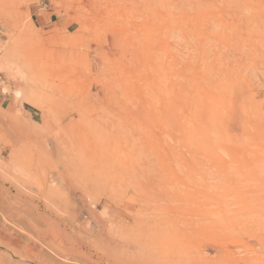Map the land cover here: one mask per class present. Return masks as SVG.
<instances>
[{
    "label": "rangeland",
    "instance_id": "rangeland-1",
    "mask_svg": "<svg viewBox=\"0 0 264 264\" xmlns=\"http://www.w3.org/2000/svg\"><path fill=\"white\" fill-rule=\"evenodd\" d=\"M0 191V264H264V0H0Z\"/></svg>",
    "mask_w": 264,
    "mask_h": 264
},
{
    "label": "bare ground",
    "instance_id": "bare-ground-1",
    "mask_svg": "<svg viewBox=\"0 0 264 264\" xmlns=\"http://www.w3.org/2000/svg\"><path fill=\"white\" fill-rule=\"evenodd\" d=\"M80 3H81V2H80ZM83 5H84V4H83ZM105 49H106V48H105ZM19 93H20V92H19ZM48 144H50V143H48ZM51 145H52V144H51ZM51 145H49V146L47 145L48 148H50ZM44 148H46V145H45ZM53 148H54V147H53ZM54 149H55V148H54ZM52 150H53V149H52ZM53 151H54V150H53ZM46 154H47V153H46ZM67 167H68V166H67ZM65 183H67V181H66ZM64 185H65V184H64ZM64 185H63V186H64ZM67 185H68V184H67ZM61 186H62V185H61ZM65 186H66V185H65ZM63 188H64V187H63ZM70 188H71V186H70ZM67 189H68V188H67ZM3 191H5V190L3 189ZM3 191H2V192L0 191V192L3 193ZM67 191H68V190H67ZM69 191H70V190H69ZM69 193H70V192H69ZM65 194H66V193H64V195H65ZM3 195H4V194H3ZM62 196H63V195H62ZM53 197H54V196H53ZM64 197L66 198V196H64ZM43 198H44V197H43ZM75 198H76V197H75ZM54 199H55V198H54ZM57 199H58V198H57ZM59 199L61 200L60 197H59ZM59 199L56 200V201H59ZM77 199H78V198H77ZM75 200H76V199H75ZM47 201H48V200H47ZM77 202H78V201H77ZM56 203H57V202H56ZM28 204H29V203H28ZM58 204H59V203H58ZM71 204H72V203H71ZM59 205H60V204H59ZM29 206H30V204H29ZM84 206H85V205H84ZM31 207H32V206H31ZM50 207H51V206H50ZM49 212H50V211H49ZM53 213H54V212H53ZM70 213H71V212H70ZM42 214H43V213H42ZM57 216H58V214H57ZM67 217H68V219H69V216H67ZM43 218H44V217H43ZM49 218H50V217H49ZM61 218H62V217H61ZM70 218H71V217H70ZM72 219H73V218H72ZM62 221H63V219H62ZM65 221H66V220H65ZM81 221H82V220H81ZM41 223H42V222H41ZM50 223H52V222H50ZM66 223H67V222H66ZM59 224H60V223H59ZM68 224H69V222H68ZM68 224H67V225H68ZM41 225H42V224H41ZM63 225H64V224H63ZM69 226H70V225H69ZM144 226H145V225H144ZM46 227H47V226H46ZM46 227H45V229H46ZM58 227H59V226H58ZM71 227H72V226H71ZM43 228H44V223H43ZM45 229H42V231H44ZM59 229H60V228H59ZM69 229H70V230H73V229H71V228H69ZM74 229H75V228H74ZM48 230H50V229H48ZM142 230H143V229H142ZM42 231H41V232H42ZM55 231H56V230H55ZM55 231H54V232H55ZM67 231H68V230H67ZM75 231H76V230H75ZM39 232H40V230H39ZM49 232H50V231H49ZM56 232H58V230H57ZM56 232H55V234H56ZM69 232H70V231H69ZM69 232H68V233H69ZM66 233H67V232H66ZM40 234H41V233H40ZM43 234H44V233H43ZM166 234H167V233H166ZM58 235H59V234H57L56 236L58 237ZM61 236H62V235H61ZM61 236H60V237H61ZM100 236H101V235H100ZM163 236H164V235H163ZM94 237H95V236H94ZM44 238H45V237H44ZM48 238H50V237H48ZM58 238H59V237H58ZM58 238H56V239H58ZM67 239H68V237H67ZM164 239H165V238H164ZM58 240H59V239H58ZM171 240H172V239H171ZM64 241H65V240H64ZM107 241H111V240L108 239ZM138 241H139V240H138ZM163 241H164V240H163ZM100 242H101V241H100ZM105 242H106V240H105ZM102 243H104V242H102ZM68 244H69V243H68ZM105 244H107V243H105ZM139 244H141V243H139ZM165 244H166V243H165ZM170 244H171V243H170ZM92 245H93V244H92ZM111 245H112V244H111ZM137 245H138V244H137ZM68 246H69V245H68ZM75 246H76V245H75ZM70 247H71V245H70ZM94 247H95V245H94ZM109 247H110V246H109ZM131 247H132V246H131ZM169 247H170V246H169ZM66 248H68V247H66ZM97 248H98V247H97ZM179 248H180V247H179ZM76 249H78V248H76ZM133 249H135V245H134ZM143 249H145V248H143ZM67 250H68V249H67ZM107 250H108V249H107ZM116 250H117V249H116ZM116 250H115V252H116ZM169 250H170V249H169ZM60 251H61V249H60ZM68 251H69V250H68ZM68 251H67V252H68ZM103 251H104V248H103ZM118 251H119V250H118ZM131 251H132V250H131ZM143 251H144V250H143ZM178 251H179V250H178ZM56 252H57V251H56ZM56 252H55V253H56ZM61 252H62V251H61ZM67 252H66L65 254H67ZM72 252H73V251H72ZM113 252H114V251H113ZM115 252H114V253H115ZM120 252H121V251H120ZM129 252H130V250H128V253H129ZM134 252H135V250H134ZM136 252H137V251H136ZM136 252H135V254H138V253H136ZM174 252H175V251H174ZM62 253H63V252H62ZM68 253H69V252H68ZM107 253H108V252H107ZM116 253H117V252H116ZM126 253H127V252H126ZM126 253H125V254H126ZM131 253H132V252H131ZM131 253H130V254H131ZM140 253H141V255H142L143 252L140 251ZM140 253H139V254H140ZM144 253H145V252H144ZM171 253H172V252H171ZM41 254H42V253H41ZM59 254H60V253H59ZM69 254H70V253H69ZM118 254H119V253H117L116 255H118ZM121 254H122V252H121ZM121 254H119L118 256H120ZM135 254H134V255H135ZM174 254H176V253H174ZM37 255H38V254H37ZM43 255H44V254H43ZM43 255H42V257H40V258L42 259V260H40L41 264L43 263V261L46 260V259L44 260V256H45V255H44V256H43ZM56 255H58V254H56ZM67 255H68V254H67ZM67 255H66V258L68 259L69 257H68ZM74 255H75V253H74ZM111 255H112V254H111ZM114 255H115V254H114ZM128 255H129V254H128ZM134 255H132V256L135 257ZM63 256H65V255L63 254ZM63 256L61 255V257H63ZM70 256H71V255H70ZM121 256H122V255H121ZM124 256H125V255H124ZM143 256H144V255H143ZM168 256H169V255H168ZM174 256H175V255H174ZM57 257H60V255L57 256ZM73 257H75V256H73ZM100 257H102V255H101ZM125 257H126V256H125ZM165 257H166V256H165ZM66 258H65V259H66ZM86 258H87V257H86ZM86 258H85V259H86ZM142 258H143V257H142ZM37 259H38V258H37ZM47 259H48V258H47ZM63 259H64V258H63ZM63 259H62V260H63ZM67 259H66V260H67ZM81 259H82V258H81ZM89 259H90V257H89ZM96 259H97V258H96ZM131 259H133V258L131 257ZM131 259H130V260H131ZM140 259H141V257H140ZM140 259H138V261H139ZM172 259H173V258H172ZM205 259H206V258H205ZM66 260H63V261L66 262ZM69 260H70V259H69ZM71 260H72V259H71ZM105 260H106V259H105ZM143 260H144V259H143ZM67 261H68V260H67ZM86 261H88V259H87ZM90 261H91V260H90ZM131 261H133V260H131ZM145 261H146V260H145ZM45 262H46V261H45ZM45 262H44V263H45ZM50 262H51V260H50ZM53 262H55V261H53ZM74 262H75V261H74ZM82 262H83V260H82ZM82 262H81V263H82ZM84 262H85V261H84ZM98 262H100V260H99ZM140 262H141V261H140ZM47 263H48V262H47ZM58 263H59V262H58ZM68 263H69V261H68ZM68 263H67V264H68ZM75 263H76V262H75ZM85 263H86V262H85ZM88 263H90V262H88ZM92 263H93V261H92ZM137 263H138V262H137ZM137 263L130 262L129 259H128L127 257H126V259H125V258L123 259V258H121V257H118V258H116V259L111 258V260L107 262V264H137ZM39 264H40V263H39ZM50 264H51V263H50ZM52 264H57V263H52ZM64 264H65V263H64ZM73 264H74V263H73ZM82 264H83V263H82ZM86 264H87V263H86ZM103 264H104V262H103ZM139 264H144V263L141 262V263H139ZM163 264H164V263H163Z\"/></svg>",
    "mask_w": 264,
    "mask_h": 264
}]
</instances>
